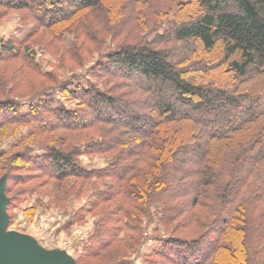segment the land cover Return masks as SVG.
Returning a JSON list of instances; mask_svg holds the SVG:
<instances>
[{
  "label": "trees",
  "instance_id": "16d2710c",
  "mask_svg": "<svg viewBox=\"0 0 264 264\" xmlns=\"http://www.w3.org/2000/svg\"><path fill=\"white\" fill-rule=\"evenodd\" d=\"M119 1L110 7L105 0H0V7L26 11L34 22L25 37L0 45V64L20 60L50 82L26 98L25 114L15 100L0 99V129H27L11 149L39 139L12 156L19 164L14 168L58 186L69 179L113 181L87 211L113 206L77 264H132L116 248L124 242L138 251L143 218L171 231L145 257L147 264H264V0ZM89 12L99 26L107 25L111 42L131 21L145 33L109 52L101 45L105 39L89 33L96 45L91 53L104 59L89 69L99 87L74 86L75 74L59 81L43 73L26 42L49 32L79 64L76 50L84 42L66 48L63 39L87 31ZM167 17L172 20L162 30ZM214 51L220 59L206 60ZM58 95L75 102L74 109L55 107ZM94 135L70 145L74 137ZM34 148L42 155H32ZM110 154L104 169L78 164L82 155ZM31 178L16 177L21 184ZM156 204L154 221L150 208ZM189 227L198 231L195 237L179 236Z\"/></svg>",
  "mask_w": 264,
  "mask_h": 264
},
{
  "label": "rangeland",
  "instance_id": "374dc122",
  "mask_svg": "<svg viewBox=\"0 0 264 264\" xmlns=\"http://www.w3.org/2000/svg\"><path fill=\"white\" fill-rule=\"evenodd\" d=\"M106 4L111 7L114 0H105ZM117 6L121 2L116 0ZM114 6V5H113ZM116 7V6H115ZM148 9V8H145ZM114 11L111 9V24H114ZM86 18L83 19L84 23L90 21L87 31L79 29L77 36L73 33L70 35L65 33L63 44L66 48L74 44L80 47L84 42V47L76 50L80 57L81 63L72 62L68 55H64L61 47L54 40L51 33L43 31L35 34L30 38L25 47H28L30 56L34 59L35 64L39 66L43 73H51L57 76L59 81L69 80L72 74H75L73 85L87 86L88 83L99 87L95 80L89 78V69L95 63L101 62L104 59L95 54L92 50L96 45H92L88 40L89 33L92 35L99 34L102 39V47L105 46V51L109 52L114 50L113 45L121 41L126 43H135L143 36L140 29L132 28L135 21L130 22V26L124 27L115 41L111 42L112 36L109 32L105 31L107 25L96 22L92 13H86ZM172 20L171 17L163 19V29L166 28L167 22ZM151 21V20H150ZM88 24V23H87ZM99 24V25H98ZM152 24V22L150 23ZM34 28V22L28 16L26 11H14L5 7H0V45L8 41L20 40L30 33ZM61 29V28H60ZM132 33H130V30ZM160 30L159 33L163 31ZM149 38H153V34H148ZM86 41V42H85ZM102 49V48H100ZM104 52V49L102 50ZM91 53V54H90ZM85 55V56H84ZM62 56V61L59 57ZM220 59L218 51H214L209 55L206 60L217 62ZM77 79V80H76ZM50 82L44 78H40L33 71L26 68L20 60L8 61L0 64V99H13L19 105L22 114L27 113L28 107L31 103L26 99L40 90L47 88ZM58 94V93H57ZM55 107H66L67 109H74L75 102H65L59 95L55 98ZM258 127H253L256 130ZM27 129L20 128L19 131L12 129V126L0 129V152L7 153L0 158V181L4 182V195L7 200H10V206L7 205L6 214L8 217L7 233L10 238L17 240L20 244H30L35 249L34 256L42 261H51L43 253L61 252L72 261L80 262V256L85 244L94 232V228L99 221H102L113 206H100L92 212H87L90 209L91 203L96 197V194L105 191L108 187L113 185L111 179L103 180H90L88 182H81L69 179L62 185L53 184V182L44 181L39 176L34 177V173L27 170L17 171L16 167L19 164L12 163V156L22 151L25 146L35 147L34 143L39 142L38 138L32 139V142H26L24 145L11 149L12 145L18 140L19 135H25ZM58 135L52 136L57 139ZM19 136V137H18ZM75 136V135H74ZM96 136H88L86 138L74 137L70 145L72 147L79 146ZM50 141V140H49ZM30 143V144H29ZM33 143V144H32ZM11 149V150H10ZM42 151L34 148L32 155H42ZM112 154L105 156L97 155H82L78 158V164L87 170L104 169L109 162V158L113 159ZM10 158V160H8ZM8 167L4 166V162ZM10 165V166H9ZM18 176H31L27 179V183H20L16 179ZM7 189V193L5 192ZM66 196L65 199L63 197ZM115 205V204H113ZM160 206L156 204L150 208L151 216L157 219L159 216L158 210ZM158 215V216H157ZM77 220V221H76ZM155 221V219H154ZM142 233L143 244L134 252L132 249L126 247V243H118L116 253H124L123 259L131 258L132 264H147L145 257L149 256L152 252L157 251L165 239H160L171 234V231L161 229L156 221L148 223L143 218L142 220ZM156 230V233L154 231ZM198 231L193 227H189L186 231L180 232L179 236L195 237ZM178 234V233H177ZM16 235L18 238L13 237ZM20 238V240H19ZM115 247V246H114ZM64 264H67L63 261ZM82 264V263H81ZM89 264H100L98 261L90 262Z\"/></svg>",
  "mask_w": 264,
  "mask_h": 264
},
{
  "label": "water",
  "instance_id": "95a60500",
  "mask_svg": "<svg viewBox=\"0 0 264 264\" xmlns=\"http://www.w3.org/2000/svg\"><path fill=\"white\" fill-rule=\"evenodd\" d=\"M8 200L4 195V182L0 181V264H75L61 252L43 253L51 261H42L34 256L35 249L30 244H20L7 233L8 217L6 208ZM13 237L18 238L16 235ZM20 240V238H19Z\"/></svg>",
  "mask_w": 264,
  "mask_h": 264
}]
</instances>
